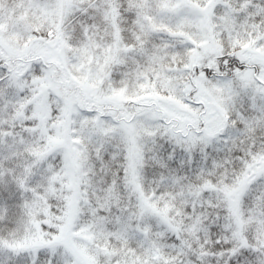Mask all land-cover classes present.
<instances>
[{
	"label": "snow or ice",
	"instance_id": "snow-or-ice-1",
	"mask_svg": "<svg viewBox=\"0 0 264 264\" xmlns=\"http://www.w3.org/2000/svg\"><path fill=\"white\" fill-rule=\"evenodd\" d=\"M0 264H264V0H0Z\"/></svg>",
	"mask_w": 264,
	"mask_h": 264
}]
</instances>
